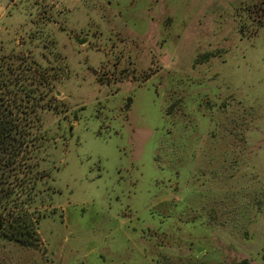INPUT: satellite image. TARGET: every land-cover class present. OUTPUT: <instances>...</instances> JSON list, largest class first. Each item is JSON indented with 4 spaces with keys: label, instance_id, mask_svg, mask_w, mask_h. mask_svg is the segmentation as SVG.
I'll use <instances>...</instances> for the list:
<instances>
[{
    "label": "rangeland",
    "instance_id": "374dc122",
    "mask_svg": "<svg viewBox=\"0 0 264 264\" xmlns=\"http://www.w3.org/2000/svg\"><path fill=\"white\" fill-rule=\"evenodd\" d=\"M0 54L58 78L0 264H264V0H0Z\"/></svg>",
    "mask_w": 264,
    "mask_h": 264
},
{
    "label": "trees",
    "instance_id": "16d2710c",
    "mask_svg": "<svg viewBox=\"0 0 264 264\" xmlns=\"http://www.w3.org/2000/svg\"><path fill=\"white\" fill-rule=\"evenodd\" d=\"M57 80L41 63L0 54V238L24 248L41 242L32 211L41 179L35 155Z\"/></svg>",
    "mask_w": 264,
    "mask_h": 264
},
{
    "label": "water",
    "instance_id": "95a60500",
    "mask_svg": "<svg viewBox=\"0 0 264 264\" xmlns=\"http://www.w3.org/2000/svg\"><path fill=\"white\" fill-rule=\"evenodd\" d=\"M80 44H84L85 43V40H81L79 41Z\"/></svg>",
    "mask_w": 264,
    "mask_h": 264
}]
</instances>
